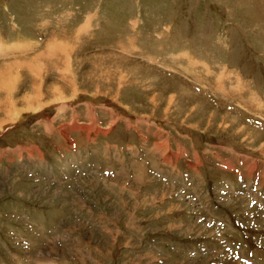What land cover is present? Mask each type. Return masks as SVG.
<instances>
[{"label": "rangeland", "instance_id": "374dc122", "mask_svg": "<svg viewBox=\"0 0 264 264\" xmlns=\"http://www.w3.org/2000/svg\"><path fill=\"white\" fill-rule=\"evenodd\" d=\"M0 264H264V0H0Z\"/></svg>", "mask_w": 264, "mask_h": 264}]
</instances>
